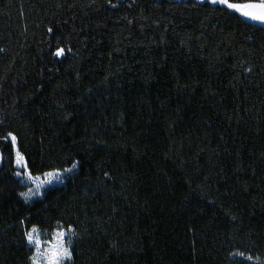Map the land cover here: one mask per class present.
Segmentation results:
<instances>
[{
    "label": "trees",
    "instance_id": "trees-1",
    "mask_svg": "<svg viewBox=\"0 0 264 264\" xmlns=\"http://www.w3.org/2000/svg\"><path fill=\"white\" fill-rule=\"evenodd\" d=\"M0 122V264L69 224V264H264V27L195 0H0ZM9 132L34 177L78 168L26 203Z\"/></svg>",
    "mask_w": 264,
    "mask_h": 264
},
{
    "label": "snow or ice",
    "instance_id": "snow-or-ice-1",
    "mask_svg": "<svg viewBox=\"0 0 264 264\" xmlns=\"http://www.w3.org/2000/svg\"><path fill=\"white\" fill-rule=\"evenodd\" d=\"M200 4H211L216 5L222 13H227L229 15H237L238 18H243L250 22H255L261 26H264V0H199ZM51 31V29H49ZM70 51V49H69ZM64 54L63 49H58L55 52L57 57ZM2 123V122H0ZM8 137L11 140L13 147H16L17 137L11 132L8 133ZM16 166L18 169L23 171H16L15 175L24 181H34L38 177H34L32 173L28 170L27 163L24 156L19 150L16 152ZM78 168V162H73L71 167L63 169V172H73V170ZM48 175H53V173H48ZM62 173L57 171L55 173V182L62 183ZM53 180L45 181V184L49 187L53 184ZM43 185L37 184L36 191L33 192L29 189L27 193H21L20 195L24 198L25 202H28L32 196L39 193L40 188ZM75 235V228L69 224L68 226L61 225L55 232L51 240L42 241L38 235V229L32 227L30 230L26 231L25 239L28 245L34 246L37 250V259L33 260V264H41V259L43 264H66L73 259V241L72 236ZM47 245L45 248L44 245ZM43 249V251H40ZM243 256V253H240ZM251 260L252 257H247Z\"/></svg>",
    "mask_w": 264,
    "mask_h": 264
},
{
    "label": "rangeland",
    "instance_id": "rangeland-1",
    "mask_svg": "<svg viewBox=\"0 0 264 264\" xmlns=\"http://www.w3.org/2000/svg\"><path fill=\"white\" fill-rule=\"evenodd\" d=\"M195 1H198V2H199V0H195ZM17 150H18V147H17V144H16V147H14V151H15V160H16V152H17ZM1 165H2V156H1V154H0V166H1ZM15 166H16V163H15ZM16 168H17V166H16ZM17 170H18V171H23L22 169H18V168H17ZM74 172H75V170H73V172H70V173H68V172H61V173H62V177H61V178H62V180H63L62 183L55 182V173H56V172H50V173H53V175H48V173H47V174H44L43 176H39L38 179H36V180H34V181H24V182H22V183L24 184V186H26V191H25V193H27L29 189H32L33 192H35V191H36V185H37V184L43 185V186L40 188L39 193H37L36 195L32 196L31 199H30L28 202H26V203L32 202V201H34L35 199H38V198L42 197V196L44 195V193H45L49 188H52V187H54V186H58V185H62V184L64 183L65 179H66L67 177L71 176L72 174H74ZM47 180H53V181H54L53 184H52L50 187H49L48 185L45 184V181H47ZM23 199H24V198H23ZM24 201H25V200H24ZM54 234H55V233H54ZM54 234H52V236L46 238V237L44 236V234L38 230V235H39V237H40V239H41L42 241L51 240ZM32 247L34 248V246H32ZM44 247L46 248L47 245L45 244ZM40 251H43V249H41ZM37 258H38V256H37V250L34 248V257H33V260H34V259H37ZM40 259H41V264H43V260H42V258H40ZM66 264H69V262H66Z\"/></svg>",
    "mask_w": 264,
    "mask_h": 264
},
{
    "label": "water",
    "instance_id": "water-1",
    "mask_svg": "<svg viewBox=\"0 0 264 264\" xmlns=\"http://www.w3.org/2000/svg\"><path fill=\"white\" fill-rule=\"evenodd\" d=\"M249 22H250V21H249ZM251 23H253V24H255V25H258V26H261V25H259V24L255 23V22H251ZM262 27H264V26H262Z\"/></svg>",
    "mask_w": 264,
    "mask_h": 264
}]
</instances>
